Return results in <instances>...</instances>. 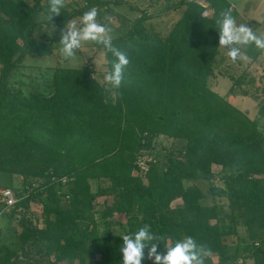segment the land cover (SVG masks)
Returning <instances> with one entry per match:
<instances>
[{"label":"trees","instance_id":"obj_1","mask_svg":"<svg viewBox=\"0 0 264 264\" xmlns=\"http://www.w3.org/2000/svg\"><path fill=\"white\" fill-rule=\"evenodd\" d=\"M31 1L27 10L18 0H0V171L21 179V198L2 213L13 221L23 257L33 249L48 258L53 254L49 264H123L121 237L148 224L164 238L159 252L191 236L218 255L216 263L228 264L236 256L226 251L221 218L230 216L243 219L252 245L248 255L264 264V133L208 85L219 46L216 19L229 0H180L175 6L184 8L163 37L138 28L147 31L144 22L159 12L132 18L113 40L131 61L114 95L89 64L46 67L40 89L23 92L11 85V76L29 64L27 54L52 53V43L34 35L39 23L63 27L92 7L108 8L111 0H69L71 7L51 23L48 0ZM41 13L46 17L39 19ZM105 55L111 71L115 57L107 49ZM159 134L184 140L178 155L149 160L143 174L135 171L138 156L148 153ZM213 164L229 172L223 173L227 186L235 185L211 188L228 198V211L204 202L202 189L190 182L213 175ZM91 177L108 182L93 191ZM177 197L181 204L171 206ZM34 199L42 225L28 214ZM114 215L100 230V220ZM147 252L142 264H154ZM208 254L204 264H215ZM22 255L0 243V264H26Z\"/></svg>","mask_w":264,"mask_h":264},{"label":"rangeland","instance_id":"obj_2","mask_svg":"<svg viewBox=\"0 0 264 264\" xmlns=\"http://www.w3.org/2000/svg\"><path fill=\"white\" fill-rule=\"evenodd\" d=\"M20 3L27 9H31V0H18ZM78 4H83L85 0H76ZM180 0H111L109 2L108 8L98 7L96 8L99 15L97 17L98 22L108 24L112 29V35L115 36L117 34L123 33L126 28H128L132 22V18L140 15L143 11L147 13H157V15L150 17L144 22V25L147 26V31L143 30L141 27H138L139 30H142V33L147 32L150 37L160 36L163 37L172 23L180 16L181 10H183L184 5H177L175 6ZM201 3H205L201 0H196ZM261 1V0H260ZM69 0L65 8H70ZM232 3L233 8L231 9V13L233 17L236 19L237 23H242L239 15L242 14L240 11H247L248 13H253L256 19L261 21L262 28L264 30V13L261 12L262 8L264 7V2L261 3L258 0H229ZM174 5V6H173ZM173 6V8H171ZM76 15L69 19L71 20H79L82 16ZM46 17L43 13L38 15L39 19H43ZM263 21V22H262ZM255 23L258 21L255 20ZM51 25H46L45 23H39L34 30V35L37 38L46 39L52 43V53L50 55H34V54H27L25 57L24 62H29V64L24 65L22 68H18L17 72L11 76V85L16 88L19 87L22 89L23 92L32 91L33 89H40L43 87H39L38 81L41 82L45 75L46 70L45 68L52 65H66V66H74L80 67L84 64H89L93 69V76L102 83L110 93L114 95L115 89L106 82L105 77L110 72V67L107 63V58L105 55V48L101 45L93 44V43H86L82 46L81 50L78 51L77 55L73 59H66L62 56L60 52V30L64 28L54 24L56 27L51 28ZM145 26L143 28H145ZM264 34V31H262ZM141 36L139 34H135L133 38L139 39ZM224 54L221 53L218 56H214L213 59V70L215 69L221 75L227 77V79L222 80V82H218L212 77L209 80V87L210 88H220L222 92L226 96L225 98L232 103V95L233 88L237 85L239 86L241 83L245 84V91H250L253 95L251 97H245L244 100L247 102H251L250 107H255L257 104H262L264 101V94L262 93V88H264V80H257L253 78L254 76H264V66L263 64H259L258 67L254 69L247 70V64L234 63L228 57L227 50L224 48ZM254 70V72H253ZM250 73L251 77L247 79V74ZM253 73L255 75H253ZM19 74H22L19 77ZM243 75V76H242ZM30 80V81H29ZM31 82V83H30ZM220 84V86H219ZM41 86H44L41 84ZM233 87L232 89H230ZM230 89V90H229ZM257 93V94H256ZM259 95H262V101L259 99ZM239 97L242 99L241 94ZM153 147L148 151V156L152 159H159L162 160L167 158L168 156L178 155L179 149L183 146L184 140L178 137H170L165 134H159L153 137L152 140ZM144 150V148H143ZM146 154V153H142ZM136 171V169H135ZM212 172L213 175L209 177H201L195 180H190V182L194 181V184L197 185L202 189L204 192L203 201L204 202H217L218 204L222 205L223 209L229 210L228 207V198L222 194H214L211 190L214 186H220L223 188L224 191H227L230 187L227 186V182L224 178V174L228 171H222L220 166L217 164L212 165ZM224 173V174H223ZM90 188L91 190L95 191L98 188H101L105 184H107L106 178H90ZM9 186L13 188L15 191L20 190L21 188V179L19 175L7 172V171H0V187ZM229 187V188H228ZM233 189L235 185L231 186ZM30 213L29 217L32 218V223L36 225H42V210L39 200L34 199L30 202ZM181 204L180 197L175 198L171 202V206H176ZM97 207H102L101 204H97ZM237 210L234 214H237ZM98 216V213L96 214ZM15 217L17 215L15 214ZM122 221L126 220L125 216H119ZM149 217V215H147ZM115 218H118L117 215L111 217V220H100L99 222V229L103 230L105 228V224L108 222H112ZM234 219V220H233ZM221 224L225 227L227 232L222 236L226 242L229 243V247H227L226 251L230 255L236 256L235 260H230L228 264H254L252 258H249V252L251 250V244L249 241H241L245 238L248 239L246 233V226L243 219H235L230 216L222 217ZM113 231L118 232L120 231V227L116 224H112ZM231 227L235 231H231ZM0 243L5 242L10 247L19 250V253L22 255V251L20 249L21 242L18 240L14 230L13 221L10 220L8 223V218L4 213L0 214ZM237 238V239H236ZM240 239V240H239ZM264 241V240H263ZM258 242V241H257ZM249 243V244H248ZM28 250V249H27ZM211 260H215V264H222L216 263L218 262V255L214 253L208 254ZM47 257V258H46ZM26 262V264H49L48 262L54 259L53 254L51 256H43L41 254L35 253V251L29 250L28 255L21 256ZM65 264H70L67 261H64Z\"/></svg>","mask_w":264,"mask_h":264},{"label":"clouds","instance_id":"obj_3","mask_svg":"<svg viewBox=\"0 0 264 264\" xmlns=\"http://www.w3.org/2000/svg\"><path fill=\"white\" fill-rule=\"evenodd\" d=\"M67 2L68 0H48L47 19L50 23L62 13ZM98 15L97 9L92 7L84 12L78 21H68L60 30V52L64 58L73 59L86 43L103 46L115 57L105 80L114 89L119 90L125 83L126 70L131 62L129 51L113 43V29L108 24L98 22ZM216 24L219 28V46L227 50V55L233 62L242 56V46L254 45L264 52V34H257L249 24H238L231 9L222 10ZM55 27L54 24L51 25L52 29ZM121 238L123 264H142L145 248H148L147 258L153 259L154 264H204L203 258L208 254L206 246L191 236L172 245L163 243L165 251L159 252L158 242H162L164 238L154 234L148 224H144L134 234H126Z\"/></svg>","mask_w":264,"mask_h":264},{"label":"crops","instance_id":"obj_4","mask_svg":"<svg viewBox=\"0 0 264 264\" xmlns=\"http://www.w3.org/2000/svg\"><path fill=\"white\" fill-rule=\"evenodd\" d=\"M204 1V0H202ZM260 3L261 1L264 2V0H258ZM182 11V10H181ZM242 12L241 15H239V18L241 20L242 23H245V24H249V26L253 27V30L257 33V34H263L262 31L263 28H262V23L261 21H259L258 19L255 18V16L253 15V13H248L247 11L243 10V11H240ZM264 13V7L262 8V11ZM257 20L258 22L255 23L254 21ZM263 22V21H262ZM224 48L218 46V52L216 53L215 57L218 56L219 54L221 53H225L223 51ZM242 56L236 61V62H233L234 63H242L243 64H247V70H250V69H254L255 67H258V65L260 64H263L264 66V52H262L261 50L256 54V55H253V53H255L257 51V48L254 46V45H248V46H242ZM220 70V68H219ZM219 70H212V73L209 75L208 77V83H209V80L214 77L215 80H218V82H222V80H225L227 79V77H225L224 75H221L220 73H218ZM254 72V70H253ZM253 75H255L253 73ZM243 76V75H242ZM251 77V74L248 73L247 74V79ZM253 78H256L257 80H264V76H254ZM220 86V84H219ZM245 87V84L244 83H241L239 86L237 85L235 88L231 87L230 89L233 88V95H232V104L234 106H236L237 108H239L240 110L244 111L250 118L252 119H255L257 121V124H258V127L259 129L262 131V133H264V101H262V98L263 96L262 95H259V99H261L262 101V104H257V106H253V107H250L251 105V102H247V100H244L245 97H251L253 96L250 91H245L244 89ZM220 88H222V86H220ZM220 88H212L214 91L218 92L220 95L224 96L225 94L222 92V90H220ZM229 89V90H230ZM263 90V88H262ZM239 94H241V97H243L242 99L239 97ZM257 94V93H256ZM261 94H264V91H262ZM226 97V96H224ZM250 104V105H249ZM8 223H10V221L8 220ZM246 233H247V230H246ZM1 235V233H0ZM247 237H248V234H247ZM237 239V238H236ZM240 240V239H239ZM250 238L248 237L247 240L242 239L241 241H249ZM250 258V256H249ZM235 260V259H234ZM212 261H215L212 259Z\"/></svg>","mask_w":264,"mask_h":264},{"label":"built area","instance_id":"obj_5","mask_svg":"<svg viewBox=\"0 0 264 264\" xmlns=\"http://www.w3.org/2000/svg\"><path fill=\"white\" fill-rule=\"evenodd\" d=\"M232 8H233V5H232V3H230L229 9H232ZM149 160H155V158L154 159H152V157L150 158V156H148V154H140L136 160L137 172H140L142 174L144 172H146V170L148 169V165H149L148 161ZM61 179L65 180V177H62ZM1 194L5 200V203L0 208V213L8 211L10 209V207L12 205H14L21 198V196H19L17 194V191H15L13 188H11L9 186L2 188ZM16 215L19 216L18 214H16Z\"/></svg>","mask_w":264,"mask_h":264}]
</instances>
